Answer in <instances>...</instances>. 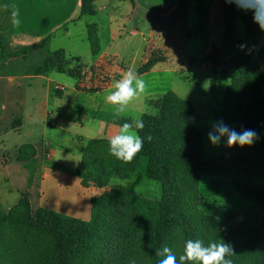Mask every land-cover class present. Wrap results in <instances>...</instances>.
<instances>
[{"label": "trees", "instance_id": "16d2710c", "mask_svg": "<svg viewBox=\"0 0 264 264\" xmlns=\"http://www.w3.org/2000/svg\"><path fill=\"white\" fill-rule=\"evenodd\" d=\"M93 1L81 0V16L95 15ZM241 11L226 3L224 39L234 40L235 21ZM243 21L247 38L264 33L253 22L251 12H245ZM88 36L91 50L97 54L100 45L95 24L88 27ZM47 39L13 56L42 48ZM0 43L4 48L1 37ZM47 62L51 58L44 65ZM235 63L241 74L232 80L224 98L225 111L237 131L252 129L258 134L254 145L264 144V72L249 54L237 56ZM158 103L155 114L142 116L144 128L139 132L141 137L151 135L153 139H144L142 151L130 163L110 155L109 140L86 143L78 176L84 187L103 190L92 199L90 220L44 208L34 218L26 195L8 214L0 211V264H159L157 248L169 246L178 257L187 239H202L207 244L218 238L233 247V264H264V231L200 210V176L221 173L238 145L204 161L200 118L192 103L173 91ZM35 156V148L26 144L19 149L18 161ZM125 174L159 182L161 197L151 199L121 188L107 190L113 177ZM235 186L242 195L264 204V189L239 182Z\"/></svg>", "mask_w": 264, "mask_h": 264}, {"label": "rangeland", "instance_id": "374dc122", "mask_svg": "<svg viewBox=\"0 0 264 264\" xmlns=\"http://www.w3.org/2000/svg\"><path fill=\"white\" fill-rule=\"evenodd\" d=\"M142 1L145 4L142 2L140 4L145 6V11L139 9L140 12L137 13V9L127 11L124 8L115 13L113 17H104L102 22L99 20L98 26V17L95 18L97 13L93 16H83L82 21L77 20L81 16V0H0V37L5 44L3 48L0 43V211L2 214H8L25 195L20 193L21 195L18 196L15 182L9 179L10 176L4 168L11 156L14 155L16 146L28 140L26 133L9 130L12 123L14 127L20 123L17 118L22 115L20 111L22 98L25 97V100L29 101L34 90L32 86L29 87V81L22 82L17 76H20V70L25 68L36 67L37 73L44 72L45 69L53 70L55 68L57 72L68 69L67 72L70 76L82 78L83 82L88 81L89 85H98L103 79L100 73L97 76L98 74L91 71L87 77L83 76L85 77L83 78L80 65L74 61L71 62L68 59L69 56L62 50H69L78 55L83 54L90 43L88 27L91 28L93 24L96 25L99 45L102 42L104 46L111 42V36L116 34L119 26L120 31H124L121 34L122 38L127 37L131 30L140 28L146 20L143 16H149L150 21L146 22L152 27L168 28L167 36L168 38L172 37V40L175 38L172 29L185 26L187 23L186 27L195 34L191 39V49L198 57L200 66H203L207 72L197 71L194 80L182 73L177 76L168 75L163 77L160 82L150 83L149 86L150 88L155 87V89L166 87L167 90L175 91L180 97L193 100L202 119L199 128L203 133L202 159L204 161L220 157L226 150V142L223 140L218 146L211 145L207 139V133L212 122L215 121H223L229 127L237 130L235 123L225 111L224 98L231 87L232 80L241 74L235 59L237 56L246 55L248 48L255 46L249 55L259 62L264 72V33L251 39L247 38L243 21L245 12L241 11L235 21L234 40L224 39L225 0ZM95 2L94 0V9ZM13 8L19 10V26H13L11 23L10 14ZM184 20L187 22L184 23ZM213 20H217L216 23ZM48 31L52 36L44 48L25 55L13 56L17 51L41 44ZM116 40L120 41L119 38ZM240 44H245L247 47L240 50L237 47ZM100 52L99 48L98 53L93 55H99ZM128 52L124 50L126 57ZM47 57L51 58V62H47L46 65L43 64L37 69V65ZM153 63L154 61H149L144 67ZM59 76L61 81L67 78L63 75ZM55 88L59 93L63 87L57 85ZM262 143L243 148L238 146L237 150L231 153L221 173H206L200 176V210L202 212L219 218H227L233 223H246L264 231V204L242 195L235 186V183L239 182L264 189L260 184V180H264V144ZM48 145L45 144L46 150H48ZM38 147L41 148L42 144H38ZM55 153L58 159L60 153L58 150ZM48 164H52V162H47L43 165L42 170H37L35 174V185L38 189L42 188L44 192L41 194L40 203L45 205V208L64 213L61 212L60 206L73 202L77 193L75 182H73L74 174L69 170H61L58 166L56 168L53 165L48 167ZM32 167L33 165H28V170L33 171ZM129 178H115L111 181L110 186H120L128 192L151 199L161 197L162 186L159 182L149 180L141 175H131ZM84 193L86 194V191ZM250 201L260 207L251 205ZM34 207L36 209V203ZM39 210L33 211L31 208L34 218L37 217ZM63 211L69 212L66 208ZM91 214L92 210L85 216L86 221L90 220ZM83 215L81 214V217Z\"/></svg>", "mask_w": 264, "mask_h": 264}, {"label": "crops", "instance_id": "0c3cea01", "mask_svg": "<svg viewBox=\"0 0 264 264\" xmlns=\"http://www.w3.org/2000/svg\"><path fill=\"white\" fill-rule=\"evenodd\" d=\"M95 1L97 13L95 18L98 17V26L99 20L102 22L104 17H113L121 9L125 8L127 11L137 9V13L140 12L139 9H145V6L140 4V2L144 3L142 0ZM209 13L208 16L210 15ZM208 16L207 21L209 20ZM82 17L80 16L77 20L82 21ZM143 17L146 19L143 25L140 28L131 30L125 38H122L121 34L124 31H120L119 26L116 34L111 36V42L104 46L101 42V52L99 55H93L90 43L86 50H84V53L79 55L62 49L69 56L67 57L71 62L74 61L80 65L82 77H87L91 71L98 74L97 76L100 73L103 79L98 85H89L88 81L83 82L82 78L70 76L67 72L68 69L67 71L57 72L54 68L53 70L49 69L38 73L35 71L36 67L20 70L21 75L19 74L20 76H17V78L21 79L22 82L29 81V87L32 86L34 90L29 101L25 100V97L22 98L20 103L22 115L17 118V120H20V123L15 127L12 123L9 126V130L26 133L28 140L19 143L17 146L15 145V153L5 164L4 168L8 176H10L8 178L14 180L18 196L20 193L27 195L33 211L42 208L48 209L47 206L45 208V205H41L40 203L42 199L41 194L44 192L42 188L38 189L36 187L35 174L37 170H42L43 165L47 164V162H52V164H48V167L53 165L56 168L58 166L61 170H69V172L74 174L73 182H75V191H77L73 202L60 206L61 212L65 214L58 212L86 221L85 216L92 210V199L103 192V190L95 188L92 185L84 187L78 176L77 172L82 162L86 143L93 139L109 140L112 135L116 134L123 123L130 122L135 118H142L145 114H154L157 111V101L160 100L165 92L173 90H167L166 87H161L160 89H155V87L150 88V83L160 82L163 77L168 75L177 76L179 73L192 77L194 80L197 71L207 72L203 66H200L198 57H196L191 49V39L195 34L193 31L190 32L186 27L187 20L186 22L185 20L183 21L186 23L185 26L172 29L173 36L175 37L172 40V37L168 38L167 36L168 28L163 29L160 26L152 27L147 24L148 20L150 21L149 16ZM184 17L187 18L186 15ZM213 21L216 23L217 20ZM98 28L101 30L100 27ZM67 33H69V30H67ZM44 36L46 37L41 42L48 39L42 48L46 46L52 34L50 35V31H48ZM117 38L120 41H117ZM137 38L138 40H136ZM124 50L129 51L127 57ZM22 58L24 59V57ZM48 58L43 59L37 65V69ZM149 61H154L151 68L148 71L140 73L139 70ZM128 69L136 70L145 80L147 87L146 91L129 106L128 111L122 117H117L114 114L113 106L105 102V94L111 88L113 82L118 80L123 72ZM59 75L66 76L67 78L61 81ZM95 80L97 79L95 78ZM60 81L61 83H59ZM57 85L63 87L59 93L55 90ZM180 98L192 103L196 114L200 118V124L202 120L201 115L197 112L193 100ZM26 144L32 145L35 148L36 156L28 161H18L19 149ZM38 144H42V147L39 148ZM45 144H49L48 150L45 149ZM54 148L55 151L58 150V153H60L58 154V159ZM73 160L76 161L74 162ZM28 165H33V171L28 170ZM60 174L65 175L61 172ZM131 175L134 174L113 177L109 182L107 190L110 188H120V186H110L113 179H130ZM43 178L44 175L42 176ZM6 180L8 179L6 178ZM260 184L264 188V180H260ZM84 191H86V194ZM19 199L20 197L18 201ZM251 201V205L260 207ZM35 203L37 204L36 209L34 207ZM64 208L68 209L69 212L63 211ZM81 214H84L83 217H81Z\"/></svg>", "mask_w": 264, "mask_h": 264}, {"label": "clouds", "instance_id": "9594fccd", "mask_svg": "<svg viewBox=\"0 0 264 264\" xmlns=\"http://www.w3.org/2000/svg\"><path fill=\"white\" fill-rule=\"evenodd\" d=\"M225 3L234 4L238 10L251 12L253 22L264 32V0H225ZM10 20L13 26H19L18 9L11 10ZM237 47L244 50L247 45L240 44ZM254 49L255 46L248 48L246 54H251ZM146 87L142 76L136 70L128 69L106 92L105 102L113 106L117 117H122L129 106L146 91ZM143 128L144 123L141 118L123 123L108 141L110 155L124 163H130L142 151L144 139L149 142L153 139L151 135L147 137L139 135ZM207 139L213 146H218L223 140L228 148L237 145L243 148L254 145L258 134L252 129L237 131L223 121H215L210 126ZM155 255L161 258L159 264H233L230 257L234 255V249L230 243L221 238L209 241L207 244L202 239H187L178 257L169 246L155 249Z\"/></svg>", "mask_w": 264, "mask_h": 264}]
</instances>
